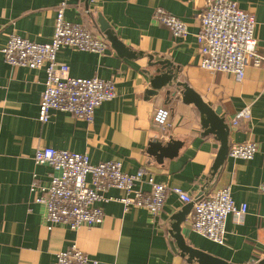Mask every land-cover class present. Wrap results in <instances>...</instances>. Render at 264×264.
Segmentation results:
<instances>
[{
  "label": "crops",
  "instance_id": "1",
  "mask_svg": "<svg viewBox=\"0 0 264 264\" xmlns=\"http://www.w3.org/2000/svg\"><path fill=\"white\" fill-rule=\"evenodd\" d=\"M61 0H0V264H57L59 253L76 248L99 264H199L175 248L170 235L171 218L187 204L169 195L163 212L153 217L144 209L125 211L119 201L126 194L112 189L99 203L105 214L96 227L72 231L63 225L48 229L46 208L35 203L31 184H47L53 169L37 165L38 148L87 154L93 165L120 161L123 171H143L157 183L179 188L199 201L214 190L231 187L237 207L246 205L243 221L230 215L226 241L216 244L194 233L192 210L181 226L188 246L229 264H264V64L249 66L238 81L227 74H212L199 67L196 34L198 15L205 0H70L67 21L82 24L100 34L101 16L118 40L144 57L122 56L111 45L104 55L62 49L58 63L69 67L74 78L113 79L117 97L96 111L93 124L77 121L68 113L53 111L50 121H39V106L45 90V69L14 68L2 50L16 34L38 44L52 40L56 12ZM257 21V52L264 57V0H233ZM162 9L185 22L186 39H174L153 21ZM167 60L180 71L179 81L198 94L229 127V145L256 143L259 151L251 161L227 157L205 193L207 179L221 147L205 133L194 105L181 94L151 96L147 72L150 59ZM170 110V130L154 127L155 109ZM250 107L252 119L233 127L231 121ZM140 186V187H139ZM138 188L148 191L147 185Z\"/></svg>",
  "mask_w": 264,
  "mask_h": 264
},
{
  "label": "built area",
  "instance_id": "2",
  "mask_svg": "<svg viewBox=\"0 0 264 264\" xmlns=\"http://www.w3.org/2000/svg\"><path fill=\"white\" fill-rule=\"evenodd\" d=\"M70 0H61L56 12L55 31L52 40L38 44L16 34L9 37L2 50L4 60L14 68L45 69V90L39 106V121L47 124L51 113H68L77 121L93 124L96 111L106 102L117 97L113 79L98 77L74 78L69 67L58 63L62 49H73L96 55H104L109 44L102 36L82 24L67 21L66 11ZM205 9L198 15L199 31L196 34L199 67L212 74H227L238 81L245 78L249 66L260 68L264 57L257 52L256 18L240 9L233 0H205ZM153 21L164 26L174 39H186L188 26L181 19L157 9ZM170 110L155 109L152 117L154 127L170 130ZM252 119L250 107L244 108L231 121L233 127ZM256 143L233 145L228 156L251 161L258 153ZM34 161L53 169L47 184L35 179L31 191L35 203L46 208L48 229L63 225L72 231L82 227H96L103 223L105 214L99 203L109 202L107 193L112 189L123 191L126 196L119 201L125 211L131 207L144 209L153 217L164 210L169 195H175L183 204H192V231L216 244L226 241V223L230 215L238 222L247 214L246 205L236 206L231 187L214 190L207 198L195 200L179 188H169L157 183L143 171L128 174L120 161H108L93 165L87 154L60 151L40 147ZM147 185L148 191L138 188ZM140 187V186H139ZM264 195V182L259 188ZM57 264H99L76 248L59 253Z\"/></svg>",
  "mask_w": 264,
  "mask_h": 264
},
{
  "label": "water",
  "instance_id": "3",
  "mask_svg": "<svg viewBox=\"0 0 264 264\" xmlns=\"http://www.w3.org/2000/svg\"><path fill=\"white\" fill-rule=\"evenodd\" d=\"M97 24L99 26L100 36L112 46L122 56L128 58H139L145 55L135 53L127 49L122 42H120L111 29L109 24L98 15ZM150 59L149 68L154 69V72H147L151 89L148 92L151 96H158L161 93H166L167 97L174 96L176 92L181 94L182 101L187 105H194L200 115V124L205 133L213 134L221 143L218 155L214 162L213 168L207 179L205 193L211 190V184L214 181L218 171L225 163L229 154V127L226 120L221 117L222 111L220 108L213 110L211 105L205 103L203 99L196 94L186 82H180V71L176 69L169 61L161 60L154 62V57L148 56ZM193 208L192 204H187L181 211L177 212L171 218L170 235L175 240V248H177L184 255L191 260H197L199 264H229L225 261L217 259L209 254L195 250L188 246L181 234V226L186 221L189 213Z\"/></svg>",
  "mask_w": 264,
  "mask_h": 264
}]
</instances>
